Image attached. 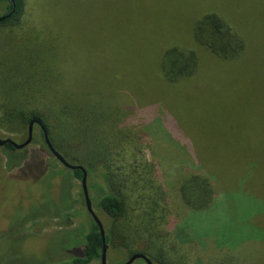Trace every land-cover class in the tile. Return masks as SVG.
I'll return each mask as SVG.
<instances>
[{"label":"trees","instance_id":"1","mask_svg":"<svg viewBox=\"0 0 264 264\" xmlns=\"http://www.w3.org/2000/svg\"><path fill=\"white\" fill-rule=\"evenodd\" d=\"M83 1L45 0L37 3L14 0V11L0 21V99H7L9 105L6 108V103L2 102L1 122L6 129L20 125L26 133L28 120L39 119L53 148L67 162L83 166L91 208L104 231L106 257L113 253L126 259L138 252L147 256L152 264H180L173 257V246L166 243L168 231L165 234L161 232L163 229L160 227L166 222L168 211L163 190L156 180L155 166L139 155L141 130L147 120L137 119L139 115L143 117L142 111L148 108L145 104L137 108L140 105L137 101L130 104L126 99L115 98L112 87L103 86L95 77L78 73L75 79L69 80L64 69L69 48L66 36H79L77 32L82 27L79 12ZM101 2L106 12V7L116 2L134 8L131 12L127 10L129 15L121 18L116 31L104 22L101 36H143L142 30L155 36V41L149 46L147 66L143 67L142 75L156 88H166L161 89L164 98H191L189 101L196 103L198 112L203 114L204 107L211 101L210 109L213 100L228 97L230 83H240L245 76L248 81L252 80L255 72H258L255 80L264 82V0ZM29 4L31 10L27 12L26 5ZM10 10L11 2L0 0V15ZM35 14L40 17V22L30 19ZM247 21L251 24H246ZM7 36H31V42L38 44L40 53L31 52L30 48L25 53L7 48L2 40ZM251 36L261 38L253 45ZM139 72L136 69L133 80L142 79L138 77ZM32 78L38 82L36 90L39 94L36 96H33ZM47 82L50 83L48 90L44 89ZM155 87L153 92L159 95ZM160 100L158 103L162 106ZM179 105L175 107L180 108ZM226 112L227 103L224 104V117ZM221 126L213 120L209 127L202 126L201 131L213 140L212 129L218 136ZM34 128L42 141L38 126ZM195 134L192 136L194 139L200 132L195 130ZM242 137L233 133L229 142H224V137L218 144L224 149L216 151V155L220 157L221 154L231 153L235 160H240L237 154L242 153ZM181 138L187 144L192 141L191 138ZM42 145L48 152L43 141ZM2 146L17 150L10 144ZM250 155L246 164L252 171L254 156L252 152ZM192 164L196 166V163ZM69 170L74 178L80 180V170ZM194 175L200 178L207 190L206 198L202 200L205 204L211 188L206 177L200 173ZM252 181L245 185L242 182L240 191L244 188L243 192L247 195L251 192L254 198L256 191ZM262 203L260 215L264 220V199ZM195 205L191 208L196 210L200 205ZM82 208L85 218L77 234L81 247L69 259L55 264L99 261L102 246L99 230L86 212L84 203ZM236 256L227 252L215 258V262L219 259L221 262L217 264H238ZM136 260L145 264L141 259Z\"/></svg>","mask_w":264,"mask_h":264},{"label":"rangeland","instance_id":"2","mask_svg":"<svg viewBox=\"0 0 264 264\" xmlns=\"http://www.w3.org/2000/svg\"><path fill=\"white\" fill-rule=\"evenodd\" d=\"M121 6L116 2L107 6L106 12L101 0L83 1L79 12L82 36L80 30L79 36H66L69 48L63 66L69 80L78 73L95 77L103 86L112 87L115 98L126 99L130 104L137 101L140 103L137 108L144 104L148 108L137 119L147 120V126L144 124L141 130L144 136L139 155L155 166L156 180L163 190L168 211L161 232L168 231L166 243L173 246V257L180 264H217L221 260L215 262V258L227 252L237 254L238 264H261L264 260V249L261 250L264 220L260 215L264 199V82L255 80L258 77L255 72L252 80L245 76L241 84L230 83L228 97L213 100L210 109L211 101L203 114L198 112L196 103L189 101L191 98H164L161 89L166 88H156L142 75L155 36L143 30V36H101L104 22L116 31L121 18L129 15L127 10L134 11L131 5ZM26 9L29 12L31 5H26ZM79 9L80 6L75 16ZM34 11L37 13L36 5ZM30 19L40 22L36 14ZM260 38L251 36L253 45ZM2 40L7 48L23 53L28 48L36 54L41 50L31 42V36H7ZM136 69L141 71L138 77L142 79L133 80ZM49 85L45 83L44 89L48 90ZM31 86L33 96L38 95L36 78H32ZM153 87L159 95L153 92ZM7 101L0 99V117L2 102L7 105ZM177 104L180 108L175 107ZM213 120L222 126L218 136L212 129L216 140H209L201 128L209 127ZM10 128L6 129L0 119V138L10 137L16 142L25 138L20 125ZM195 130L200 134L194 139ZM233 133L243 136L242 153L237 154L240 160H235L231 153L218 157L215 152L224 149L218 144L224 137V142H229ZM181 137L192 141L184 143ZM251 152L252 171L246 159ZM194 173L206 177L211 188L205 204L202 200L206 198V188ZM251 179L256 191L254 198L251 192L244 193V188L240 191L242 182L245 185ZM81 195L79 180L45 150L35 128L25 147L9 150L0 146V264H55L69 259L81 247L77 235L85 218ZM189 202L200 206L195 210ZM124 259L111 253L106 263L120 264ZM137 263L141 262L136 260L131 264ZM89 264L99 261L92 260Z\"/></svg>","mask_w":264,"mask_h":264},{"label":"water","instance_id":"3","mask_svg":"<svg viewBox=\"0 0 264 264\" xmlns=\"http://www.w3.org/2000/svg\"><path fill=\"white\" fill-rule=\"evenodd\" d=\"M11 2V10L5 14V15H0V21L3 20L5 17L9 16L15 8V4H14V0H9ZM33 123H35L39 130L41 131L42 134V141L43 144L45 145L46 149L48 150V152L51 154V156L57 160L62 166L68 168V169H78L81 172V177L79 180V185H80V190L82 193V198H83V203H84V207L86 212L89 214V216L92 218L93 222L96 224L98 230H99V234H100V238H101V251H100V256H99V264H107L106 263V256H105V251H106V244L104 243V231L102 228V225L99 221V219L97 218V216L94 214L92 208H91V203L88 197V193H87V188H86V172L83 168V166L78 165V164H71L69 162H67L59 152H57L52 144L50 143L45 127L43 126V124L40 122L39 119L36 118H31L28 120L27 125H26V133H25V138L21 141V142H15L12 138L10 137H3L0 138V146L4 145V144H10L13 148L15 149H20L25 147L32 138V133H33V129H32V125ZM136 259H141L143 260V262L145 264H152V262L150 261V259L145 256L142 253H132L130 254L122 263L120 264H131L134 260Z\"/></svg>","mask_w":264,"mask_h":264},{"label":"flooded vegetation","instance_id":"4","mask_svg":"<svg viewBox=\"0 0 264 264\" xmlns=\"http://www.w3.org/2000/svg\"><path fill=\"white\" fill-rule=\"evenodd\" d=\"M36 124L35 123H33V125H32V129L34 128V126H35ZM37 126V125H36Z\"/></svg>","mask_w":264,"mask_h":264}]
</instances>
